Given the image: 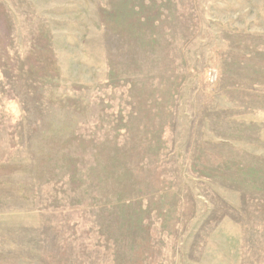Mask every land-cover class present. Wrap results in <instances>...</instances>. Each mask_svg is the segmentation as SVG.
Listing matches in <instances>:
<instances>
[{
    "label": "rangeland",
    "instance_id": "obj_1",
    "mask_svg": "<svg viewBox=\"0 0 264 264\" xmlns=\"http://www.w3.org/2000/svg\"><path fill=\"white\" fill-rule=\"evenodd\" d=\"M0 264H264V0H0Z\"/></svg>",
    "mask_w": 264,
    "mask_h": 264
}]
</instances>
